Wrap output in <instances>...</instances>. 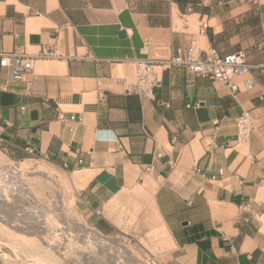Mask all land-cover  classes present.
<instances>
[{
  "label": "crops",
  "instance_id": "obj_1",
  "mask_svg": "<svg viewBox=\"0 0 264 264\" xmlns=\"http://www.w3.org/2000/svg\"><path fill=\"white\" fill-rule=\"evenodd\" d=\"M191 44L242 52L239 90L173 66L153 99L128 91L134 60ZM49 45L62 56L21 80L0 65L1 158L33 148L77 174L92 229L139 221L163 264H264V0H0V58ZM245 110L254 125L240 141Z\"/></svg>",
  "mask_w": 264,
  "mask_h": 264
},
{
  "label": "rangeland",
  "instance_id": "obj_2",
  "mask_svg": "<svg viewBox=\"0 0 264 264\" xmlns=\"http://www.w3.org/2000/svg\"><path fill=\"white\" fill-rule=\"evenodd\" d=\"M81 185L77 174L41 158L0 156V258L11 264H163L139 221H131L130 233L94 231L78 209Z\"/></svg>",
  "mask_w": 264,
  "mask_h": 264
},
{
  "label": "built area",
  "instance_id": "obj_3",
  "mask_svg": "<svg viewBox=\"0 0 264 264\" xmlns=\"http://www.w3.org/2000/svg\"><path fill=\"white\" fill-rule=\"evenodd\" d=\"M204 27V24H203ZM62 56L54 45L43 46L36 53H27L22 49L13 50L10 53L2 54L0 65L10 70L11 78L21 80L23 76L32 71L37 59H52ZM72 58V54L67 55ZM173 66H184L198 76L207 77L213 81L221 82L230 92L239 90V86L232 81L235 76H242L251 67L242 52H235L221 55L217 50L211 49L209 52L201 54L200 49L191 44L186 47H176L172 53L160 58H139L134 60L135 75L134 81L128 91L153 99V89L159 82L161 73ZM253 85V79H246L242 86L249 89ZM160 105L166 103L159 102ZM59 118L62 115L58 114ZM254 122L249 111H242L236 118L237 139L246 141L249 138ZM3 142L0 136V144ZM207 151H214L217 148L215 135L212 134L206 139ZM31 157H36L33 148H26ZM160 157L161 154H156ZM221 173V170H218ZM213 178V177H212Z\"/></svg>",
  "mask_w": 264,
  "mask_h": 264
},
{
  "label": "bare ground",
  "instance_id": "obj_4",
  "mask_svg": "<svg viewBox=\"0 0 264 264\" xmlns=\"http://www.w3.org/2000/svg\"><path fill=\"white\" fill-rule=\"evenodd\" d=\"M39 59H43V58H39ZM52 59H55V58H52ZM35 64V63H34ZM34 67V66H33ZM33 70V69H32ZM30 73V72H29ZM26 203V202H25ZM104 241V240H103Z\"/></svg>",
  "mask_w": 264,
  "mask_h": 264
}]
</instances>
